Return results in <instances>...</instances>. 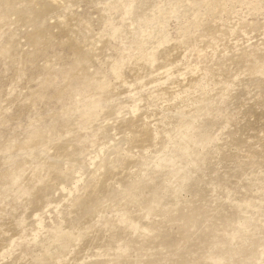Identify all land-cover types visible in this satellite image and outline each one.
<instances>
[{
  "label": "rangeland",
  "instance_id": "obj_1",
  "mask_svg": "<svg viewBox=\"0 0 264 264\" xmlns=\"http://www.w3.org/2000/svg\"><path fill=\"white\" fill-rule=\"evenodd\" d=\"M164 5L0 0V264H264V0Z\"/></svg>",
  "mask_w": 264,
  "mask_h": 264
},
{
  "label": "bare ground",
  "instance_id": "obj_2",
  "mask_svg": "<svg viewBox=\"0 0 264 264\" xmlns=\"http://www.w3.org/2000/svg\"><path fill=\"white\" fill-rule=\"evenodd\" d=\"M53 2L54 3H59V0H53ZM163 3L165 4L164 6H167V5H173V7H174V9L172 10V11H170L169 13L170 14H172V15H174V16H176V17H180V16H182V15H184L186 12H187V10L189 9V8H192L194 11L195 10H197V8H198V6L200 5V0H192V3H187V0H163ZM157 5L155 4L154 6H152V8L153 7H156ZM103 9L104 10H107V6H105V7H103ZM153 15V14H152ZM157 15V14H156ZM151 16V15H150ZM153 18V17H152ZM159 22H161V18H160V16H158V17H155L154 16V18L151 20V23H152V26H149V29L150 30H152V27H155L156 25H158L159 24ZM208 24V23H207ZM214 24V23H213ZM215 26V25H214ZM214 26H211V27H214ZM248 26V29L249 30H251V31H253L254 32V34L256 35V33H258L260 30H262L263 28H264V23H257V24H252V25H247ZM210 27V26H209ZM160 29H161V37H160V39H167V37H168V33H167V31H166V22H165V19H164V21L162 22V25L160 26ZM245 31H246V29H245ZM139 32V30H137V32H136V35H137V37H141L143 40H146V41H149L150 42V45H149V47L151 46V47H153L154 46V41H153V39L151 38V37H149L146 33L144 34V33H141V34H139L138 33ZM247 32H249V31H247ZM225 33V32H224ZM140 38V39H141ZM257 42V41H256ZM131 46V45H130ZM244 46V45H243ZM239 48H241L242 49V47H240L239 46ZM241 51V50H240ZM242 54V53H241ZM244 54H245V52H244ZM240 55V54H239ZM238 55V56H239ZM247 55V54H246ZM81 56V55H80ZM234 64H236V63H234ZM240 67V66H239ZM248 72V71H247ZM244 76V75H243ZM253 75L251 74V75H249V74H247V75H245L244 77H241L240 79H238L237 81H236V87H240L241 85H243V83H250V84H254V85H257V86H259V88H261V87H263L264 86V74H263V76H261V77H255V75H254V77H252ZM120 79H121V81H122V83L123 84H128V82H129V80L126 78V76L123 74V73H120ZM184 77V76H183ZM184 79H186V78H184ZM188 80V79H187ZM252 86V85H251ZM231 93H232V95L233 96H235V92H233V91H231ZM230 94V93H229ZM239 94V93H238ZM235 98H237V100L239 99V97H237V96H235ZM241 102V101H240ZM206 107V100H205V102L204 103H201V104H199V109H204ZM238 107V106H237ZM247 112H248V117H247V119H246V121H245V123L243 124V126L241 127L244 131L245 130H247V131H249V129L250 128H252V127H254L258 122H260L261 120H264V110H262V111H258V109L256 108V106H255V104L253 103V104H249V105H247V106H245V108H244ZM245 111V112H246ZM244 112V111H243ZM242 112V113H243ZM207 121H208V119H207ZM212 123H210V122H208V123H205L204 121L201 123V125H198V127H197V130H200V127L202 128H204V127H207V129H204V130H201V131H197L196 132V136H195V138H188V139H186V140H184V142L182 141V144L180 145L179 144V146H177L178 148H177V150H173V151H171V152H169L167 155H166V161H171V162H173L174 164H175V167H176V169L177 168H179L182 164H183V162H184V159H185V157H187V155H192L193 153H195L196 152V148H197V146H199V145H203L204 143H205V141L209 138V137H211L212 136V134L214 133V130H212V128H210V126H212L211 125ZM197 126V125H196ZM240 128V129H241ZM196 129V128H195ZM243 130H240V131H243ZM164 132V131H163ZM229 133H232L231 131L229 132ZM186 138V137H185ZM183 140V139H182ZM208 141V140H207ZM239 142V141H238ZM241 142V141H240ZM225 144H226V142H225ZM224 145V144H223ZM228 146V145H227ZM247 150V149H246ZM191 151V152H190ZM228 152V151H227ZM247 152L249 153V155L252 153V149L251 148H248V150H247ZM229 153V152H228ZM232 153V152H231ZM248 155V156H249ZM246 156V155H245ZM244 156V157H245ZM239 157H241V156H239ZM239 157L237 158V161L239 162ZM243 157V156H242ZM247 157V156H246ZM250 157V156H249ZM194 159V158H193ZM242 160H243V158H242ZM241 160V161H242ZM193 161V160H192ZM194 162V161H193ZM202 161H195L194 162V165L198 168V166L200 165V163H201ZM237 162V163H238ZM255 162V161H254ZM165 163H167V162H165ZM170 163V162H169ZM185 163V162H184ZM242 163V162H241ZM243 163H244V161H243ZM172 164V163H171ZM174 164H172V165H174ZM239 164V163H238ZM237 164V165H238ZM245 164H247V166L249 165L247 162H245ZM163 165H165L164 163H163ZM240 165V164H239ZM238 165V166H239ZM243 165V164H242ZM253 165H254V163H253ZM256 165V164H255ZM250 166H252V164H250ZM155 167H157V168H164V166H162V165H157V166H155ZM240 167V166H239ZM154 168V167H153ZM155 169V168H154ZM186 169V168H185ZM181 170V171H179L178 172V181H180L181 180V178H182V176L183 175H185L186 173H188L189 171H187L188 169H186V170ZM246 169V168H245ZM250 169V168H249ZM159 171H160V169H158ZM161 170H163V169H161ZM164 171V170H163ZM165 171H166V169H165ZM139 182V181H138ZM142 182V181H141ZM137 184H135L134 186H129V187H126V189H127V191H128V193L125 195V194H123L122 195V193H121V195H116L117 197V200H118V202H119V205H124L125 206V204L126 203H129V202H139V195L137 194V193H135V191L133 190L134 188H138V187H140L141 185L140 184H138L139 186H136ZM143 185H144V183H143ZM142 187V186H141ZM145 187V186H144ZM140 189V188H139ZM116 191H118V190H116ZM119 191H121V190H119ZM118 191V192H119ZM121 192H123V191H121ZM144 194V193H143ZM172 194H175V193H172ZM172 194H170L171 195V197H175V195H172ZM142 195V194H141ZM115 196V195H114ZM141 197V196H140ZM147 198H149V197H147ZM112 198H106L105 197V199H101V201L99 202V203H101V204H104L105 205V203H107L108 201H110ZM152 199V198H151ZM150 199V200H151ZM167 199V198H166ZM115 200V199H114ZM148 200V199H147ZM149 200V201H150ZM116 201V200H115ZM149 201H146V202H149ZM114 202V201H113ZM112 202V203H113ZM184 202V201H183ZM144 203V202H143ZM109 204V203H108ZM131 204V203H130ZM141 204V203H140ZM113 205V204H112ZM118 205V206H119ZM175 205H177L176 203H175ZM106 206H107V204H106ZM111 206V205H110ZM177 206H179V204L177 205ZM177 206H175L176 208H177ZM108 208H109V206H107ZM115 207V206H114ZM106 208V207H105ZM112 208V207H111ZM178 210V209H177ZM117 222L115 221H113V220H107V225H106V227H108V228H113V227H115V224H116ZM158 235H160L159 233H157V237H158ZM71 240V238H67V241H70ZM114 240L113 239H111L110 240V242H113ZM104 250H108V245H105V244H103L102 246H101ZM63 248H65V246H63ZM54 256L55 257V255L54 254H51V256ZM54 259V258H53Z\"/></svg>",
  "mask_w": 264,
  "mask_h": 264
}]
</instances>
